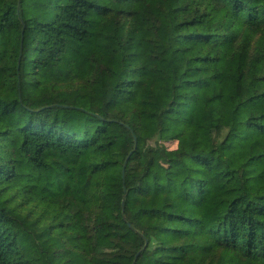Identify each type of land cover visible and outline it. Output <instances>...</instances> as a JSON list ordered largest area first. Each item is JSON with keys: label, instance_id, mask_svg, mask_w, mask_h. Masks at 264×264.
<instances>
[{"label": "trees", "instance_id": "1", "mask_svg": "<svg viewBox=\"0 0 264 264\" xmlns=\"http://www.w3.org/2000/svg\"><path fill=\"white\" fill-rule=\"evenodd\" d=\"M0 264H264V0H0Z\"/></svg>", "mask_w": 264, "mask_h": 264}, {"label": "rangeland", "instance_id": "2", "mask_svg": "<svg viewBox=\"0 0 264 264\" xmlns=\"http://www.w3.org/2000/svg\"><path fill=\"white\" fill-rule=\"evenodd\" d=\"M170 147H171V148L176 147V143L171 144Z\"/></svg>", "mask_w": 264, "mask_h": 264}]
</instances>
